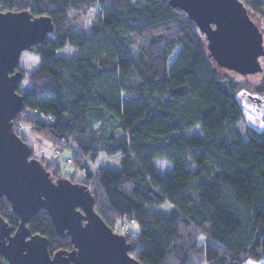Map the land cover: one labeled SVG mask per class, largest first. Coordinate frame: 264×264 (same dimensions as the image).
Returning a JSON list of instances; mask_svg holds the SVG:
<instances>
[{
    "label": "trees",
    "instance_id": "obj_1",
    "mask_svg": "<svg viewBox=\"0 0 264 264\" xmlns=\"http://www.w3.org/2000/svg\"><path fill=\"white\" fill-rule=\"evenodd\" d=\"M245 4L260 26L252 14L264 20V0ZM0 10L54 22L30 51L40 65L26 77L15 131L27 142L25 129L58 147L75 144L71 162L85 173L95 210L114 229L124 216L140 224L123 234L142 264L264 259V128L240 127L237 98L242 89L264 95V74L257 71L256 82L222 76L206 34L169 0H0ZM93 12L89 33L70 26ZM68 45L76 48L72 56L58 53ZM102 152L119 154L120 168L93 170ZM33 155L54 178L63 175L55 160ZM164 202L170 216L148 207ZM0 215L20 223L6 197ZM27 225L48 237L52 254L72 248L47 209ZM0 264H9L1 254Z\"/></svg>",
    "mask_w": 264,
    "mask_h": 264
},
{
    "label": "water",
    "instance_id": "obj_2",
    "mask_svg": "<svg viewBox=\"0 0 264 264\" xmlns=\"http://www.w3.org/2000/svg\"><path fill=\"white\" fill-rule=\"evenodd\" d=\"M169 2L206 34L209 53L220 66L245 75L262 68L263 32L242 0ZM53 31L50 15L0 10V198L6 197L20 217L15 227L0 215V254L9 264H142L126 235L95 210L88 185L66 176L54 178L14 129L13 121L25 106L19 89L25 72L17 68L21 55ZM41 208L48 210L61 237L70 236L71 249L52 254L48 237L32 233L27 223Z\"/></svg>",
    "mask_w": 264,
    "mask_h": 264
},
{
    "label": "rangeland",
    "instance_id": "obj_3",
    "mask_svg": "<svg viewBox=\"0 0 264 264\" xmlns=\"http://www.w3.org/2000/svg\"><path fill=\"white\" fill-rule=\"evenodd\" d=\"M242 1L245 3L248 0H242ZM89 14L91 15H88V17H91L94 21L97 20L94 12ZM69 15L71 17H74L76 15V10H71L69 12ZM252 16L260 24L259 27L262 28L261 30L264 36V20H262L257 15L252 14ZM81 17L82 16H78L75 19H73L70 26L73 28H78V27L83 28L84 18ZM74 50L75 48H73V46L68 45L66 48L60 51V54L67 56V54H72ZM177 53L178 50L171 56L169 65L172 64L173 60L177 56ZM28 56H32L38 59L29 51H24L21 56L19 65L25 72V78L21 82V87H20V91L23 93L27 91V89L30 87V82L27 80L26 77L38 68L37 64H33L32 61H26V57ZM260 60H262V57L260 58ZM215 66L217 67L219 73L222 76L232 78L236 82H241L246 79H250L253 82H256L258 81L259 75L264 74V68L261 71L257 72L260 73L259 75L256 72L245 75L237 72L236 70L222 67L217 63L215 64ZM237 98L239 100L240 105L242 106L243 114H244V119L240 123V127L244 129L245 126L249 125L258 130L263 129L264 128V95L258 94L251 90L242 89L237 93ZM197 129L199 128L197 127ZM23 133L26 135L28 142L31 144L35 155H39V156L41 155L48 158V160H55L57 162L63 174L61 176H66V177L74 176L75 178L74 180L77 181H82L84 179L85 173L82 170L77 169L74 163L71 162V158L76 152V148L74 145L71 144L65 147H58L52 142L44 138H41L38 135L28 132L26 129L24 130ZM244 136H246L245 133ZM120 158L121 156L119 154L114 156H109L105 152H102L99 158L97 159V161L92 164V168L93 170H95L99 166H109L114 169H119ZM148 207L153 212L160 214L162 216L167 217L171 215L172 207L167 202L160 204H150ZM139 227L140 224L137 221H132L127 216L119 218L115 224V229L121 233H128V232L136 233L138 232ZM263 263H264V259L262 260L248 259L244 262V264H263Z\"/></svg>",
    "mask_w": 264,
    "mask_h": 264
},
{
    "label": "crops",
    "instance_id": "obj_4",
    "mask_svg": "<svg viewBox=\"0 0 264 264\" xmlns=\"http://www.w3.org/2000/svg\"><path fill=\"white\" fill-rule=\"evenodd\" d=\"M88 15H91V14H86V15H84V14H82V15H80V16H82L83 18H84V27L83 28H81V27H78V28H75V30L76 31H78V32H87V33H89L90 32V28H91V26L94 24V23H96V21H94L91 17H88ZM81 17V18H82ZM67 46H65L64 48H66ZM64 48H60V49H58V53L60 54V51L61 50H63ZM73 48H75V47H73ZM30 52V51H29ZM76 52V48H75V50H74V52L72 53V54H67V56L68 57H70V56H72L74 53ZM23 54V53H22ZM22 56V55H21ZM66 56V55H65ZM21 60V59H20ZM26 61H32V63L33 64H37V67H39V65H40V60L39 59H36V58H34V57H32V56H28V57H26ZM26 92V91H25ZM24 92V93H25ZM72 145H74L75 146V144L74 143H72Z\"/></svg>",
    "mask_w": 264,
    "mask_h": 264
}]
</instances>
